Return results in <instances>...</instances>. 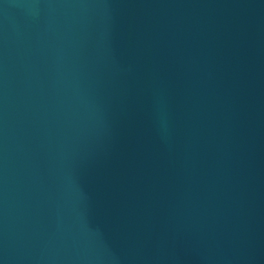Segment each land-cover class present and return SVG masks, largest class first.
Listing matches in <instances>:
<instances>
[{"label":"water","instance_id":"water-1","mask_svg":"<svg viewBox=\"0 0 264 264\" xmlns=\"http://www.w3.org/2000/svg\"><path fill=\"white\" fill-rule=\"evenodd\" d=\"M0 264H264V0H0Z\"/></svg>","mask_w":264,"mask_h":264}]
</instances>
